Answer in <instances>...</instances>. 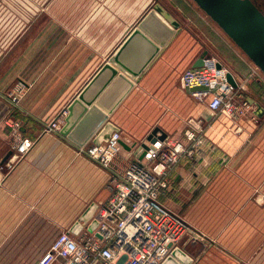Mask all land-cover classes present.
<instances>
[{"label":"crops","instance_id":"crops-1","mask_svg":"<svg viewBox=\"0 0 264 264\" xmlns=\"http://www.w3.org/2000/svg\"><path fill=\"white\" fill-rule=\"evenodd\" d=\"M157 3L179 22L180 30L135 82L109 122L130 143L137 144L147 142L156 127L167 137L183 141L188 129L203 131L209 125L214 131L221 130L222 126L209 122L211 111L206 104L192 98L180 83L181 75L196 68L203 55H214L215 35L223 38L194 0H0V38L11 36L7 49L15 51L10 60L0 62V264H34L66 229L77 239L91 233L88 225L113 191L110 172L79 152L81 147L69 138L45 128L67 110ZM143 59L141 55L129 57L126 63L137 68ZM250 63L239 56V62L228 67L237 84L256 74ZM17 82L25 83L27 92L14 103L9 91ZM117 87L107 96L106 104L117 96L121 86ZM243 93L238 90L239 102ZM243 98L250 103L248 97ZM254 110L251 121L264 120V112L258 116ZM200 118L209 123L200 126L195 122ZM186 119L193 124L189 126ZM13 122L20 123L22 133L34 146L9 167ZM224 125L227 130L231 127V132L236 128ZM241 131L239 126L235 132ZM208 135L206 141L201 134L204 143L200 146L206 144L201 153L207 155L219 147V140ZM124 143L112 163L117 172L136 157V148L129 150L133 146ZM193 156L180 159L176 170L180 181L165 189L161 202L168 192L190 194L185 168L201 166L206 159ZM249 156L229 154L226 163L238 168ZM198 175L193 174L195 181ZM242 206L247 211L248 204ZM87 212L88 219L81 220Z\"/></svg>","mask_w":264,"mask_h":264},{"label":"built area","instance_id":"built-area-1","mask_svg":"<svg viewBox=\"0 0 264 264\" xmlns=\"http://www.w3.org/2000/svg\"><path fill=\"white\" fill-rule=\"evenodd\" d=\"M229 69L213 56H205L203 65L186 70L180 77L182 88L192 98L206 104L213 113L224 112L239 118L252 108L248 100L236 99L243 84L234 86L228 80ZM237 83V82H236ZM27 85L17 82L9 91L14 103L26 95ZM68 110L52 118L45 130L60 133L66 123ZM12 152L8 166L21 160L34 146L24 136L19 122L11 124ZM200 128L188 129L186 141L166 137L154 143L140 159L138 156L122 171L112 169L122 142L130 143L120 130L114 131L102 145H86L81 153L97 161L110 172L113 191L94 217L95 229L77 239L70 230L62 231L50 248L34 264H162L179 246L187 233L188 224L178 213L160 201L169 186L168 175L180 159L196 154L204 140ZM133 148L140 144L130 143ZM103 147V148H102ZM133 150V149H132Z\"/></svg>","mask_w":264,"mask_h":264},{"label":"rangeland","instance_id":"rangeland-1","mask_svg":"<svg viewBox=\"0 0 264 264\" xmlns=\"http://www.w3.org/2000/svg\"><path fill=\"white\" fill-rule=\"evenodd\" d=\"M257 5L264 10V0H257ZM215 25L223 38L215 35L213 56L224 62L226 68L232 62H239V56L252 62L216 23ZM10 39L11 36L0 38V62L10 60L15 53L7 49ZM250 64L256 74L243 80L245 90L241 99L245 100L243 97L246 96L264 109V72L254 63ZM239 97L236 99L239 100ZM251 107L249 115L239 119L242 121L234 120L238 118L231 120L224 112H210L209 122L222 126L221 130L216 128L214 131V128L207 125L203 131L200 128V135L208 141L210 139L207 135L211 133L209 138L219 140V147L212 148L214 153L209 154L208 159L209 155L201 153L206 144L197 148L196 155H184L182 159H191L192 156L206 158L201 166L196 165L194 168L190 164L189 169L185 168L186 178L191 184L190 194L185 193L186 197L185 194L168 192L163 197L162 203L183 217L188 224L187 233L179 248L192 259L190 264H264V162H261L264 160L261 158L264 155V120L251 121L252 111L254 108L256 110V106L252 104ZM186 122L189 126L193 124L189 119ZM195 122L200 126L209 123L202 118ZM224 123L236 128L231 132V127L227 130ZM239 126L242 131L235 132ZM229 154L250 156L241 167L232 169L226 163ZM180 162L169 172V185L180 181L177 180L176 172ZM197 172L199 178L195 181L193 174H198ZM245 202L248 204L247 211L242 206Z\"/></svg>","mask_w":264,"mask_h":264},{"label":"water","instance_id":"water-1","mask_svg":"<svg viewBox=\"0 0 264 264\" xmlns=\"http://www.w3.org/2000/svg\"><path fill=\"white\" fill-rule=\"evenodd\" d=\"M194 2L264 72V12L257 3L254 0H194ZM179 30V22L161 4H155L109 61L69 104L66 123L60 133L80 147H85L89 143L102 145L107 142L111 134L119 130L109 122L110 116ZM127 55L130 59L140 55L145 59L140 67L134 68L126 63L129 62L127 60L129 57L126 59ZM205 56L206 54L198 60L196 67L203 65ZM228 80L236 86V80L231 72L228 74ZM117 86H121L117 96L106 104L107 96L111 95ZM250 103L256 106L254 113L262 116L264 109L254 100H250ZM166 137L167 134L156 127L147 137V142L154 143L157 138ZM122 145L125 143L122 142ZM132 148L128 147L129 150ZM148 148L146 142L141 143L134 153L141 159ZM89 214L90 212H87L81 220H87ZM96 226L97 220L94 219L87 228L92 232ZM191 261L192 259L178 246L162 264H190Z\"/></svg>","mask_w":264,"mask_h":264},{"label":"trees","instance_id":"trees-1","mask_svg":"<svg viewBox=\"0 0 264 264\" xmlns=\"http://www.w3.org/2000/svg\"><path fill=\"white\" fill-rule=\"evenodd\" d=\"M257 3V0H254ZM259 6V5H258ZM259 8L264 12V10L259 6Z\"/></svg>","mask_w":264,"mask_h":264}]
</instances>
